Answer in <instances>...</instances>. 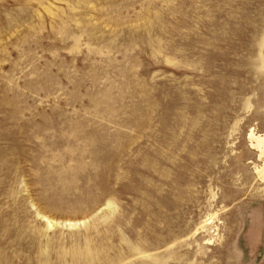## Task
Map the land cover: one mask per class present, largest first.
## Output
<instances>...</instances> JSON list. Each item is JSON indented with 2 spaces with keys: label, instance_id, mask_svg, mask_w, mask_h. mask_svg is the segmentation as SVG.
I'll list each match as a JSON object with an SVG mask.
<instances>
[{
  "label": "rangeland",
  "instance_id": "1",
  "mask_svg": "<svg viewBox=\"0 0 264 264\" xmlns=\"http://www.w3.org/2000/svg\"><path fill=\"white\" fill-rule=\"evenodd\" d=\"M252 131L264 0H0V264H264Z\"/></svg>",
  "mask_w": 264,
  "mask_h": 264
},
{
  "label": "bare ground",
  "instance_id": "2",
  "mask_svg": "<svg viewBox=\"0 0 264 264\" xmlns=\"http://www.w3.org/2000/svg\"><path fill=\"white\" fill-rule=\"evenodd\" d=\"M252 130V129H251ZM250 138H251V141H252V146H254V148H258L259 151H260V157H264V134L262 135H259V134H256L254 131H252L250 133ZM258 172V171H257ZM259 175H261L262 177H264V165L262 166V168L259 170ZM260 176V177H261ZM261 177V178H262ZM49 222V224L51 226H53L56 222L53 221V220H47ZM69 224L68 225H75L74 222H68Z\"/></svg>",
  "mask_w": 264,
  "mask_h": 264
}]
</instances>
